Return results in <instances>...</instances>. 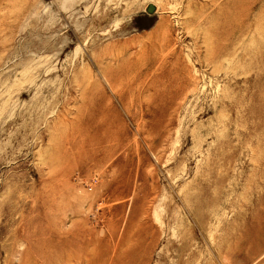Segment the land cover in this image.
I'll use <instances>...</instances> for the list:
<instances>
[{
	"label": "rangeland",
	"instance_id": "rangeland-1",
	"mask_svg": "<svg viewBox=\"0 0 264 264\" xmlns=\"http://www.w3.org/2000/svg\"><path fill=\"white\" fill-rule=\"evenodd\" d=\"M0 264H264V0H0Z\"/></svg>",
	"mask_w": 264,
	"mask_h": 264
}]
</instances>
